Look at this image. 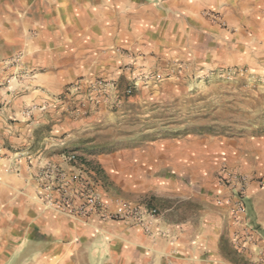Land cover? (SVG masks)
<instances>
[{
	"label": "rangeland",
	"instance_id": "1",
	"mask_svg": "<svg viewBox=\"0 0 264 264\" xmlns=\"http://www.w3.org/2000/svg\"><path fill=\"white\" fill-rule=\"evenodd\" d=\"M204 16L220 26L219 31L207 25L204 37L189 40L190 53L169 58L154 54L148 60L122 53L129 60L119 78H78L67 85L52 103L72 112L69 132L51 139L48 127H38L32 132L31 149L20 150L11 149L0 131V253L9 219L15 237L23 225L38 232V218L47 224L62 216L85 219L59 213L49 204L40 182L41 169L49 164L68 176L88 177L109 211L118 214L110 222L127 220L119 217L123 207L156 210L154 221L167 217L181 223L199 209L213 212L231 205L240 230L230 238L238 252L244 249L241 241L255 230L250 196L264 189V37L246 45L221 14L207 11ZM19 61H11L16 67L12 79L21 76ZM34 73L26 71L27 80ZM47 105L30 106L26 114L32 118L34 109ZM54 143L58 146L37 155V146ZM71 154L77 155L78 165L66 160ZM56 155L63 156L64 165L50 162ZM224 170L246 178L244 195L223 180ZM163 232L159 238L167 239ZM48 233L47 225L40 236ZM168 239L173 252L159 255L176 264L185 247L181 236ZM256 253L250 264L264 257ZM238 263L246 264L240 258Z\"/></svg>",
	"mask_w": 264,
	"mask_h": 264
},
{
	"label": "crops",
	"instance_id": "2",
	"mask_svg": "<svg viewBox=\"0 0 264 264\" xmlns=\"http://www.w3.org/2000/svg\"><path fill=\"white\" fill-rule=\"evenodd\" d=\"M66 1L0 0V131L11 149L30 150L32 132L38 127H48L51 139L69 132L73 114L52 103L55 96L78 78H119L120 68L129 60L122 53L148 60L154 54L169 58L193 51L189 40L204 37L207 25L219 31L220 26L206 20L207 11L221 14L236 39L246 45L264 37V0ZM16 57L21 76L12 79L16 67L11 61ZM31 70L35 73L29 81L25 73ZM44 103L48 105L31 112L32 118L27 116L30 106ZM64 110L68 112L62 115ZM55 144L37 146V155ZM4 149L10 151L8 146ZM50 160L64 165L62 155ZM250 198L255 230L241 241L240 252L230 238L240 228L234 224L232 206L223 204L213 212L199 209L181 223L167 217L138 224L130 219L100 222L62 216L47 224L38 218V232L23 225L16 237L9 219L0 262L168 264L170 260H163L160 253H172L173 241L168 238L181 236L184 257L176 264H239V258L250 264L257 251L264 255V189L252 192ZM22 215L26 219V211ZM47 225L51 233L41 237ZM225 230H229L226 235ZM159 231L167 239L159 238Z\"/></svg>",
	"mask_w": 264,
	"mask_h": 264
},
{
	"label": "built area",
	"instance_id": "3",
	"mask_svg": "<svg viewBox=\"0 0 264 264\" xmlns=\"http://www.w3.org/2000/svg\"><path fill=\"white\" fill-rule=\"evenodd\" d=\"M66 160L78 165L75 154L67 156ZM223 173V180L233 186V191L244 195L246 178L226 170ZM40 182L42 191L49 198V204L59 213L75 218H97L100 222L115 221L118 218V214L109 211L103 198L95 191L94 184L86 176H68L60 167L49 164L41 169ZM54 194L59 198L52 199ZM121 211L123 215H119L120 218L131 219L138 224L154 221L157 215L156 210L146 208L123 207ZM259 264H264V257L259 260Z\"/></svg>",
	"mask_w": 264,
	"mask_h": 264
}]
</instances>
